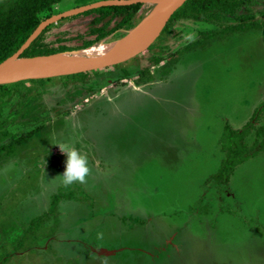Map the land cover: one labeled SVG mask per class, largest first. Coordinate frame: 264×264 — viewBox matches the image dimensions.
Here are the masks:
<instances>
[{"label":"rangeland","instance_id":"obj_1","mask_svg":"<svg viewBox=\"0 0 264 264\" xmlns=\"http://www.w3.org/2000/svg\"><path fill=\"white\" fill-rule=\"evenodd\" d=\"M94 1L62 0L54 12ZM250 11L247 24L176 20L87 80L40 93L26 80L0 126V264H264V4ZM81 14L42 43L95 39L97 14ZM232 140L242 161L222 182ZM57 141L87 156L84 183H60Z\"/></svg>","mask_w":264,"mask_h":264},{"label":"trees","instance_id":"obj_2","mask_svg":"<svg viewBox=\"0 0 264 264\" xmlns=\"http://www.w3.org/2000/svg\"><path fill=\"white\" fill-rule=\"evenodd\" d=\"M60 1L62 0L0 1V62L17 52L41 21L56 14L54 7ZM261 4H264V0H187L171 17L158 40L161 39L167 29L175 24L176 20L183 18H192L194 21L199 22H214L218 26L223 24L221 20L223 17H230V20H236L240 24L246 23L248 22L247 20L253 18V14L250 13L252 7ZM142 6L143 4L106 6L82 13L81 15L97 14L92 20V29L90 32L91 35H96V37L95 39H85L81 44L76 46L61 45L59 47H51L50 45L42 43L43 35L50 27L54 26L52 24L25 50L23 56L49 55L58 52L84 49L93 46L99 41L101 42L111 35L113 36L112 39L122 37L125 34L124 30L134 27L144 17L142 16L136 20ZM93 72L89 71L53 78L31 79L29 81L36 85V91L40 93L41 89L51 82L61 80L63 83H66L68 80L76 79L77 77H82L84 80H87V77ZM25 82L26 80L0 85V126L7 125L18 113V110L15 109L16 104L19 103L20 97L24 99L27 96V93H23L22 91ZM48 113L46 112V114ZM48 120H50V116L43 118L33 125L23 127L22 130L24 132L37 130L41 124ZM11 126L8 125L10 128ZM228 130L232 133V136L238 137L245 135L247 131L246 129ZM16 136L13 133L11 134L12 139L16 138ZM239 146L237 141L232 140L227 158L223 161L218 171L220 176H217L220 177L218 178L220 181L228 182L237 164L241 163L242 160L239 158L241 147Z\"/></svg>","mask_w":264,"mask_h":264},{"label":"water","instance_id":"obj_3","mask_svg":"<svg viewBox=\"0 0 264 264\" xmlns=\"http://www.w3.org/2000/svg\"><path fill=\"white\" fill-rule=\"evenodd\" d=\"M187 0H98L51 15L41 21L17 52L0 62V85L31 79L74 75L109 68L124 63L148 50L161 36L175 12ZM152 5L151 10L134 27L124 30L117 39H104L96 51L83 61L59 64L53 59L63 52L23 56V53L50 25L60 20L106 6ZM139 43L133 45L136 41ZM80 50V49H78ZM67 52V51H64Z\"/></svg>","mask_w":264,"mask_h":264},{"label":"clouds","instance_id":"obj_4","mask_svg":"<svg viewBox=\"0 0 264 264\" xmlns=\"http://www.w3.org/2000/svg\"><path fill=\"white\" fill-rule=\"evenodd\" d=\"M194 37L189 36L188 39ZM60 150L66 154L65 170L59 175L60 183L68 187L73 183H84L86 176L90 172L89 161L86 155L82 154L74 145L69 143L56 142Z\"/></svg>","mask_w":264,"mask_h":264},{"label":"bare ground","instance_id":"obj_5","mask_svg":"<svg viewBox=\"0 0 264 264\" xmlns=\"http://www.w3.org/2000/svg\"><path fill=\"white\" fill-rule=\"evenodd\" d=\"M141 40L136 41L133 45L139 43ZM97 49L96 45L90 46L88 48L80 49V50H71L67 52L60 53L57 55L53 62L59 64H72L79 61H83L91 56Z\"/></svg>","mask_w":264,"mask_h":264},{"label":"flooded vegetation","instance_id":"obj_6","mask_svg":"<svg viewBox=\"0 0 264 264\" xmlns=\"http://www.w3.org/2000/svg\"><path fill=\"white\" fill-rule=\"evenodd\" d=\"M159 39V38H158ZM112 40V39H111ZM113 67V66H112Z\"/></svg>","mask_w":264,"mask_h":264}]
</instances>
